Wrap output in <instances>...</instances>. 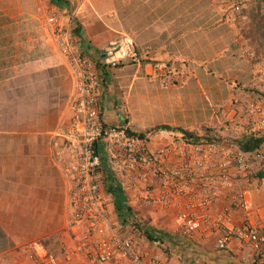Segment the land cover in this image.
<instances>
[{
	"label": "crops",
	"instance_id": "0c3cea01",
	"mask_svg": "<svg viewBox=\"0 0 264 264\" xmlns=\"http://www.w3.org/2000/svg\"><path fill=\"white\" fill-rule=\"evenodd\" d=\"M0 3L9 4L5 11L0 8V19L16 23L11 28L0 26V258L13 264H37L42 255L61 259V249L75 248L83 232L69 219L65 172L79 146L60 135L73 116L75 80L58 52L52 27L45 22L49 11H56L60 26L71 24L76 48L97 62L98 101L106 124L148 133V145L153 148L170 143L184 131L215 138L235 150L246 137L242 130L250 124L241 120V106L251 101L247 94L254 67L242 58L244 49L232 20H222L219 0ZM39 3L43 23L27 37L24 22L39 21ZM127 37L139 51L151 48L140 64H116L118 54L105 53L111 43L120 44ZM154 61L179 67L187 73L186 79L162 87L147 77ZM229 121L238 126L230 128ZM223 139L230 145H224ZM230 175L245 192L246 208L233 210L227 226L245 221L261 226L264 162H255L249 174L231 168ZM226 193L219 189L216 202L204 213L213 217L220 212L228 204ZM123 194L125 209L130 210L124 211L123 233L149 259L164 264H264V248L255 252L249 244L233 240L219 249V236L210 222H204L195 235L182 236L177 214L186 207L184 202L167 210L142 208L133 202L131 191L123 189ZM111 212L120 219L113 197ZM12 222L20 228L11 233ZM25 242H32L35 252L25 249ZM81 261L79 255L72 264Z\"/></svg>",
	"mask_w": 264,
	"mask_h": 264
},
{
	"label": "built area",
	"instance_id": "2783aa9c",
	"mask_svg": "<svg viewBox=\"0 0 264 264\" xmlns=\"http://www.w3.org/2000/svg\"><path fill=\"white\" fill-rule=\"evenodd\" d=\"M45 22L52 27L58 52L66 59L75 80L73 116L60 135L65 142L79 146L74 162L65 172L69 178V219L83 232L77 246L64 251L62 262L42 255L37 264H72L79 255L83 260L80 264H164L139 254L132 239L123 233L125 223L112 214V195L104 192L105 165L101 151L113 178L124 190L132 192V200L139 207L167 210L184 202L186 207L177 214L182 236H193L201 231L204 222H210L218 233L219 249L237 240L249 244L255 252L262 251L264 224L252 226L245 221L230 227L227 221L233 210L246 208L245 192L236 186L230 169L251 173L254 163L264 160V140L257 150L244 152L239 147L225 148L217 140L209 141V137L193 143L181 132L170 143L153 148L148 145V133L141 136L131 132L127 125L106 124L98 101L101 80L97 62L76 48L71 24L60 26L56 11H49ZM140 50L127 37L120 44L111 43L105 53L118 54L116 64L131 61L140 64L151 48ZM147 77L168 88L184 81L187 73L166 62L154 61ZM248 115L251 123L242 130L244 136L264 138L263 106L249 104ZM227 124L230 128L238 126L234 121ZM222 143L230 144L227 139ZM219 189L226 190L228 204L212 217L204 211L216 202ZM24 248L35 252L33 244H25ZM0 264L13 263L0 258Z\"/></svg>",
	"mask_w": 264,
	"mask_h": 264
},
{
	"label": "trees",
	"instance_id": "16d2710c",
	"mask_svg": "<svg viewBox=\"0 0 264 264\" xmlns=\"http://www.w3.org/2000/svg\"><path fill=\"white\" fill-rule=\"evenodd\" d=\"M242 18L244 19L243 23V35L245 39L249 41L251 44L252 48L255 51L257 60L256 61H262L264 62V0H255L254 3H252L248 8L245 10H242L241 12ZM260 94L261 98L264 97V92H261ZM251 103H257V101H251ZM247 111L249 112V106L247 108ZM163 129H169L172 130V128L168 126H160ZM160 127L154 128L158 129ZM186 137L190 138L193 143L199 142L202 138L196 136L195 134L189 133L184 131L183 132ZM141 136H144L143 134H139ZM215 140V138H210L209 141ZM264 138L263 137H251L247 136L243 138L239 143L238 147L240 150L244 152H253L257 150L258 148L261 147L262 142ZM102 162L105 165L104 167V184L106 191L110 193L113 197V202H114V207L116 211L118 212V216L120 217L121 222H124L125 225L126 219L125 215L126 213L124 212L125 210L130 212L129 209H125V199H124V194H123V188L120 183H118L110 173L107 165H106V159L102 155ZM123 223V224H124Z\"/></svg>",
	"mask_w": 264,
	"mask_h": 264
},
{
	"label": "rangeland",
	"instance_id": "374dc122",
	"mask_svg": "<svg viewBox=\"0 0 264 264\" xmlns=\"http://www.w3.org/2000/svg\"><path fill=\"white\" fill-rule=\"evenodd\" d=\"M27 1H29V3H30V1L34 2V0H27ZM254 2H255V0H219V7H220L219 14H220L222 20H225V19H227V20L231 19L232 20L234 29H235L236 34H237L236 38L238 39V42L242 45V47L244 49V55H243L244 57H242V58H244L246 61H248L250 63L251 67H254L253 68V70H254L253 72L255 74L254 80L251 81V83H250L252 85H251V88L249 87L250 89H248L249 93L247 94V98H250L251 101H257V103H260L263 106V110H264V97H262V98L260 97L261 96L260 94H262L261 92H264V62L256 61L257 57L255 54V51L252 48L249 41L247 39H245L243 32H242V29L244 26V23H243L244 19L242 18L241 12H242V10H245L246 8H248ZM7 7H9L8 3H0V8L4 9V11H5V9H8ZM41 7H42L41 3H39V5L37 6L38 11H36L39 21H36V23H35V21H31V20H27L24 22V25L26 27V32H23V33L25 35H27V37L31 32H33V30L38 28L39 25L41 26L42 18L44 17L42 15L43 10H39V8H41ZM236 7H239V8L236 9ZM3 23L8 28H11V27L16 25V23L12 22V20L9 21V23H6V22H4L3 19H0V26L3 25ZM180 70L182 71V69H180ZM0 101H1V99H0ZM251 101H249L247 103L246 107L241 106V109L243 111V114H241V118H242L241 120L244 122V124H250V122H251V117L248 115L249 112L247 111V108H248L249 103ZM241 124H243V123H241ZM231 150H235V149L231 148ZM12 223H13V224H11L12 228H10L11 233L14 231L15 232L18 231L17 229L20 228L18 226L17 222H15V223L12 222ZM13 228H15V229H13ZM25 243L32 245V242H25ZM24 245H23V247H24ZM61 251L63 252L62 249H61Z\"/></svg>",
	"mask_w": 264,
	"mask_h": 264
},
{
	"label": "clouds",
	"instance_id": "9594fccd",
	"mask_svg": "<svg viewBox=\"0 0 264 264\" xmlns=\"http://www.w3.org/2000/svg\"><path fill=\"white\" fill-rule=\"evenodd\" d=\"M263 162H264V160L261 161L260 163H263ZM252 171H253V170H252ZM251 173H252V172H251ZM64 251H65V249L63 250L62 254L64 253ZM54 259L58 260V258H55V257H54ZM63 260H64V257L62 256V258L59 259L58 261L62 262Z\"/></svg>",
	"mask_w": 264,
	"mask_h": 264
}]
</instances>
